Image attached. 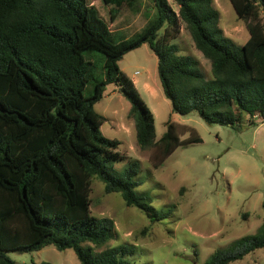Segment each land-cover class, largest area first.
Wrapping results in <instances>:
<instances>
[{"label": "trees", "instance_id": "trees-1", "mask_svg": "<svg viewBox=\"0 0 264 264\" xmlns=\"http://www.w3.org/2000/svg\"><path fill=\"white\" fill-rule=\"evenodd\" d=\"M96 1L0 0V264H15L7 251L47 245L73 249L80 264H128L135 245L99 249L113 238L115 223L91 213L93 176L150 221L165 218L135 190L139 160L115 168L125 156L117 150L119 140L102 134L104 117L94 109L107 85H114L130 103L141 150L160 148L164 158L181 143L173 122L156 139L153 112L118 65L129 51L146 43L156 55L173 113L196 112L208 124L230 127L242 126L245 117L251 125L264 121V0H229L249 34L242 45L224 35L214 0H173L177 12L168 0H151L153 17L137 35L119 41L111 27L139 14L143 0H98L108 6L105 18ZM183 23L209 60L210 77L173 42ZM86 50L104 55L103 77L87 95L93 63ZM258 248H264V222L256 233L216 249L205 264H227Z\"/></svg>", "mask_w": 264, "mask_h": 264}, {"label": "rangeland", "instance_id": "rangeland-1", "mask_svg": "<svg viewBox=\"0 0 264 264\" xmlns=\"http://www.w3.org/2000/svg\"><path fill=\"white\" fill-rule=\"evenodd\" d=\"M168 2L177 12L175 2ZM152 5L151 0H143L139 14L120 17L111 27L113 41L137 35L153 17ZM95 6L105 18L108 6L98 0ZM214 6L220 12L224 35L242 45L249 34L230 1L214 0ZM173 42L181 55L196 57L204 75L211 76L209 60L196 49L184 23ZM84 55L93 63L84 89L87 95L93 90L94 80L103 77L104 55L97 50H86ZM118 65L136 80L141 98L155 113L156 139L173 122L181 143L164 158L160 148L141 150L134 120L128 113L129 101L114 85H107L94 109L104 117L102 134L119 140L117 150L125 156L115 168L123 170L130 160L138 159L140 168L135 179L139 184L135 190L148 195L151 205L166 216L150 221L142 210L126 205L120 193H106L100 179L93 176L91 213L108 216L115 223L113 238L99 249L122 243L135 245L134 253L126 257L128 264H205L216 249L227 248L236 239L256 233L264 222V121L251 125L245 117L242 126L230 127L208 124L196 112L186 116L173 113L162 92L157 57L146 43L126 53ZM143 83L156 90L153 100ZM186 126L194 130H186ZM195 134L197 139L187 142ZM6 254L15 264H80L73 249L58 250L53 245ZM227 264H264V248Z\"/></svg>", "mask_w": 264, "mask_h": 264}, {"label": "crops", "instance_id": "crops-1", "mask_svg": "<svg viewBox=\"0 0 264 264\" xmlns=\"http://www.w3.org/2000/svg\"><path fill=\"white\" fill-rule=\"evenodd\" d=\"M214 2V1H213ZM249 37V36H248ZM131 80L133 81V83L135 84V86H136V80L133 78V77H131ZM143 88H144V90H145V92L146 93H148V95H149V97L153 100L154 99V97H156V95H157V92H156V90L150 85V84H148V83H143ZM148 105V104H147ZM148 107L150 108V106L148 105ZM151 109V108H150ZM151 111L153 112V110L151 109ZM153 114H154V123H155V119H156V116H155V113L153 112ZM169 120V119H168ZM167 120V121H168Z\"/></svg>", "mask_w": 264, "mask_h": 264}]
</instances>
